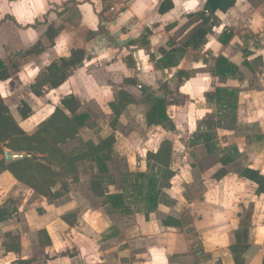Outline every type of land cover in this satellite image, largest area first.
I'll list each match as a JSON object with an SVG mask.
<instances>
[{"label": "crops", "instance_id": "crops-1", "mask_svg": "<svg viewBox=\"0 0 264 264\" xmlns=\"http://www.w3.org/2000/svg\"><path fill=\"white\" fill-rule=\"evenodd\" d=\"M58 1L0 0V61L8 66L9 73L8 78L0 83L9 81L16 72L10 68L11 62L15 63V69H18L21 61H49L48 59L52 58L40 72H36L37 78L51 63L68 58L74 50H82L83 63L72 70L67 81L53 90L44 88L41 97L49 93L51 97L57 96L58 100L61 96L58 100L59 105L53 108L47 118L60 106L62 99L74 97L79 101L80 111L87 112L92 122L91 127L79 130L76 137L78 138L82 130L95 127L94 115L87 110L94 114L99 108L103 110V116L107 122L98 129V135L86 142L91 141L97 145L105 139H113L112 150L102 153L107 168L105 175L111 176L114 180V184L107 186V195L120 194L129 190L124 181L127 178L131 181V175L153 172L154 170H149L147 154L155 153L163 142H169L171 160L168 169L173 173V177L170 180V187L164 191L175 201V205L167 207L159 204L153 212L146 213L143 207L137 211L126 201L131 214H123L112 208L106 201L94 196L90 190L89 181V193L93 199L100 202V206L95 211L85 210V207H80L82 201H71L74 195L71 191L79 183L78 181L77 184L70 185L69 192L57 199L53 206L43 209L38 214L39 218H43L42 221L46 218L50 221L47 224L43 222V228L36 232L37 238L38 233L44 231L47 236L45 239L49 240L48 246L52 248L57 238L65 239L71 246L76 243L78 254L75 257L80 258L79 264H85L88 257L84 258L82 253L84 248L81 245L97 246L91 235L78 231L84 224V227H88L90 231L88 233L92 231L102 244L110 241H124L126 245H122L119 256H127L129 252L134 251L131 248L136 247L135 244L142 245L140 248L144 247V249L138 254L143 255L145 262L136 257L139 261L134 264H169L167 258H165L167 261L163 259V255L167 254V247L164 245L161 247V236H171L180 228L167 226L163 221L167 217L175 220L183 218L174 213L180 198L184 200L182 196L176 195V197L173 193V190L177 192L174 186L175 179H180L181 184L187 190H191L197 179L203 180L202 184L206 187L204 176L207 174V179H213L222 193L225 191L224 183L237 181L240 186L250 185L251 196L255 195L254 185L240 178L235 172L236 168L234 172L230 170V166L236 165V151L245 155L244 159L246 158L242 161L241 168H253L264 175L263 168L247 163V159L258 156L254 143L262 141L263 137L260 135L264 134L262 130L260 133L258 131L257 135L248 130L250 126L264 125V117L261 118L262 120L259 118V123L256 124L251 121L252 112L260 107L259 105L257 107L254 97L264 92V0L256 6L247 0H235L234 6L227 12L216 10L212 15L204 12L207 0H133L137 5L133 9L128 8L131 0H125L120 14L113 17L114 19H109L111 15L109 8L115 7L117 1L108 0L105 12L102 9L98 13V19L102 14L100 19L105 18L113 22L107 25L99 20L105 28L104 38L109 45L100 55L92 38L82 45L79 44L80 47L83 46V49L77 47L80 49L76 48L70 52L67 51L70 48L68 44H60V25L51 24L48 18L54 16L55 19H61L68 10L78 12V7H91V5L84 2L77 3L75 6L71 1H66L61 5L65 9L62 12ZM164 1H170L172 6L164 13H159L160 4ZM117 6L120 5L117 4ZM245 11L249 12L248 25L242 29L241 17ZM203 12L204 15L200 16ZM251 13L256 19L260 17L262 25H254L255 18ZM130 17L138 20L142 30L152 32L147 37V42H143L144 46L134 44L138 37L112 31ZM199 29L205 34L199 33L192 36ZM238 29L255 30L260 39L258 37L252 39L249 35H242V33L234 34ZM88 34L94 35L95 32L90 30ZM227 35H230L229 39ZM16 41L20 42L21 47H15ZM246 46L249 48L247 49ZM120 48H123L122 52ZM29 51L30 53L27 54ZM220 58L235 67L233 75L223 77L218 74L217 63ZM99 62L104 65L102 66ZM259 80L260 85L257 84ZM219 90L221 92H217ZM227 92H234V95H228ZM30 93L32 94L31 89ZM157 100L163 106L165 120L157 121L158 117L153 111L154 102L156 103ZM27 120L21 119L22 122ZM18 126L20 127L19 124ZM237 129H241L242 133L236 135ZM123 130L126 132L125 136L119 133ZM227 144H234V147L230 149L228 147L226 150ZM179 150L180 159L174 163L175 155ZM259 153V156L263 158L264 150ZM204 159L209 160V167L201 165ZM90 164L95 166L94 171L99 175L96 164ZM114 165L120 168L122 174H120L119 182H116L113 176ZM220 170H224L225 174L218 178L216 174ZM2 176L9 179L12 185L26 187V192L33 195V198L46 199L35 195L31 188L15 180L8 171L1 172L0 178ZM207 188L203 194L204 198L208 194ZM227 189L228 193L229 185ZM262 196L264 197L260 195ZM61 199L63 202H59ZM48 202L51 203V201ZM139 204L141 206V203ZM14 207L15 215L0 222V227L7 237L11 235L18 240L19 251L12 250L14 247L4 251L0 249V264H13L17 260H32V264H38L36 259L27 255L23 246L24 239L29 237L23 234L28 230L27 221L26 225L24 224L27 212L17 209L15 202ZM78 209L80 212H77ZM19 212H21L20 219L24 220L19 221L16 218ZM160 214L164 216L160 217ZM239 221L238 218L234 232L238 229ZM149 241H154L153 249L159 248L156 254L160 255L162 260L157 263L153 262L152 258H149V261L148 258L146 259L151 248ZM37 242L39 244L41 240L38 238ZM249 243L250 248L243 256L244 264H250L253 260L262 264L264 254L260 257L250 256L253 249L259 247L253 246L250 241ZM97 253H93V256L95 257ZM228 253V259L222 264H234L229 249Z\"/></svg>", "mask_w": 264, "mask_h": 264}, {"label": "rangeland", "instance_id": "rangeland-1", "mask_svg": "<svg viewBox=\"0 0 264 264\" xmlns=\"http://www.w3.org/2000/svg\"><path fill=\"white\" fill-rule=\"evenodd\" d=\"M66 1H71V3H74L75 6L77 5V3L79 4L87 2L89 5H91V7H78V12L77 10H68L61 17V19H55L54 16H50L48 18V21L51 24L60 25V44H68L70 48L67 51L70 52L73 49L80 47L79 44L82 45L92 38V41H94V43L97 45L98 55L102 54L103 51L107 50L109 45L107 44V41H105L104 38L105 34L103 31L105 28L102 27L103 24H100L99 22V20H102L100 19L102 17V14L98 19V13H100L102 9L105 12V6H107L109 1L59 0V9H62V12L65 9L61 5H63V3ZM136 6L137 5H135V2L131 0V3L128 8L133 9ZM248 14L249 12L245 11L243 16L241 17L243 23L242 29H244L245 25H248ZM251 15L253 18H255L254 25H262L260 17L256 19L254 14L251 13ZM112 18L113 16L111 14L109 16V19ZM109 19L104 18L102 22L108 25V23L113 22V20ZM137 21V19L130 17L126 21H123V24L117 27L116 30L112 31H120L132 37H138L135 40L134 44H138V46H144L142 45L143 42H147L146 39L149 35L152 34V32L150 30H142L143 28H141ZM97 26L100 29H97ZM242 29H238L234 34L242 33V35H249L252 39H254L255 37H258V39H260L259 34L256 33L255 30L245 31ZM90 30H93L95 34H88ZM63 34H68L69 36H62ZM14 45L15 47H21L19 41H16V44ZM82 47L80 48L83 49ZM123 48H120V52H122ZM246 48L248 49L249 47L246 46ZM48 60L49 61H21L19 62L18 69H15L16 64L11 62L10 65H12L10 66V68L12 70H16V72H14L13 76L9 81L0 83L1 100L9 109L16 122L26 132L31 131L42 121H44V119H46L47 116L52 112L53 108L59 105L58 100L61 96L57 100V96L51 97V94L46 93L41 98H35L30 93L29 87L36 78V72H40L46 66V64H48L52 60V58ZM149 62H151V60ZM99 64H101L102 66L104 65L102 64V62H99ZM38 67L40 68L39 70ZM260 83L261 81L259 80V83L257 84L260 85ZM22 102L27 103L32 109V112L26 122L21 121V118L17 111ZM254 102L256 103L257 107L258 105L260 106L256 111L252 112L253 114H251V117L253 118L251 121L256 124L259 123V118L260 120H262L261 118L264 117V92L263 94H258L257 96H255ZM87 111L94 115L95 127L82 130L80 132V137L74 139L71 142H66L61 146L62 151L68 153L69 151L84 150L86 146V140L90 138L92 139L95 135H98V129L102 128V124L107 122L105 116H103L104 112L101 108H99L96 114H94L92 111ZM255 115H257V117ZM248 130H250V132L254 135H257L261 132V130L264 132V125L261 124L260 127L250 126ZM119 133L122 134V136L126 135V132L124 130L120 131ZM237 133L241 134L242 130L237 129L235 134L238 135ZM260 136L263 137L262 141L254 143L255 151L256 153L258 152V156H254L247 159V163L249 165H254L255 167H261L264 169V156L263 158L259 156V152H262L264 150V134H261ZM228 147L229 149L233 148L234 144H227L226 150H228ZM3 148L6 147H1L2 152ZM236 155V165H233L237 166L238 168H241L242 161L246 159H244L245 155L237 151ZM175 156L176 157L174 159V163H177L180 159V150ZM48 163L55 170L59 169L58 166H56L55 162H52L50 160L45 161V164ZM208 164L209 160L204 159L201 165L209 167ZM116 165H114L113 167V176L115 177V181L119 182L122 174L120 168ZM233 165L230 166L231 171H233L234 168H237L235 166L233 167ZM94 167L95 166H92L88 162L80 164L79 183L71 191L74 194L73 200L71 201H82V205L80 206L81 208L85 207V210L95 211L99 208L100 202H97L96 199H93L89 193V181L93 180L96 176H98V174H96V172L94 171ZM206 176L207 174H205L204 176V182L205 184H207L206 187L202 184L203 180L197 179V181L193 185V189L191 190H187L181 184L180 179H175L174 186L177 189V192L173 190V193L175 196H182L185 201L180 198V201L177 207L175 208L174 213L179 217H183L182 219L187 220L189 225L187 224L185 227L180 228L179 231H174V234H172L171 236H161V247L163 245L167 247H165L167 254L163 255V259L166 260L165 258H167L169 260V264H222V262L226 261V259H228L229 257L228 249L233 242L234 229L236 227L237 220L238 218H245L248 208L251 209L253 214L251 220L252 230L250 242L253 243V246L259 247L254 248L253 251L251 250L252 252L250 256H263L264 197H257L255 195L251 196L250 185L243 184L242 186H240L237 181H233L229 184L224 183L223 186L225 188V191L224 193H222L219 189L220 187L213 182V179H207ZM8 180L7 178L5 179V177L3 176L0 178V205L8 199H12L14 200L17 209L19 208L21 212H27L25 220L20 219L21 212H19L16 216L19 221L24 220L25 225L26 221L28 224V230L26 232H23V234L25 233L27 234V236H29L28 238H25L23 242V246L27 255L31 256L32 259H36L38 261V264H79V262L81 261L80 258L77 259V257H75V255L78 254L76 243L71 246V244L66 242L65 239L57 238L55 240V246L52 248L48 246L45 236L41 233H38V238L39 240H41V242L39 244L37 242L38 238L36 232H38L39 229L43 228V222L47 224L50 221L49 218H46L44 221H42L43 218H39L38 214L42 212L43 209L53 206L55 201H51L48 198H46L45 200L33 198V195H29L28 192H26V187L16 184L12 185V182ZM57 182L59 181H53L50 185L55 184L57 186L59 185L57 184ZM228 185L230 186V189L227 193ZM206 188L208 189V194L205 196V198H207L205 200L203 194ZM23 193L25 194L22 195ZM199 199L200 201H198ZM48 201H51V203H49ZM60 201L63 202V199L59 200V202ZM244 201L245 204H243ZM191 204H193V206H191ZM77 212H80V209H78ZM163 216V214H160V217ZM81 222L83 223V221ZM84 226L85 225L82 224V226L79 227L78 231L81 233H85L86 235H91L90 237L92 238V240L96 241L95 246H97L92 247L91 245L88 246V244L81 245L84 248L82 252L84 254V258L88 257L86 259L85 264H134L135 262L139 261L137 259H143V255L138 254L144 249V247L140 248L142 245L135 244L134 241H131V243H134L136 245V247L131 246V249L134 251L129 252L127 256H119V252L122 251V245H126L124 241H110L109 243L102 244V242L98 240V236L93 234L92 231L89 234L88 232L90 231L88 227ZM166 241L167 243H165ZM10 243L11 240L6 236V233L4 231L2 232V229L0 227V249L3 251L6 250V245ZM149 243H151V248L149 250L150 253L148 254V256H146V259L148 258L149 261V258H152V261H155L156 263L161 261L162 259L159 257L160 255L156 254V251L159 250V248L153 249L154 241H149L148 244ZM157 246H159V244H157ZM50 248H52V250H50ZM93 253H97L95 257L93 256ZM71 255L74 256L72 257ZM144 260L145 259H143V262H145ZM250 264L259 263L257 262V260H253Z\"/></svg>", "mask_w": 264, "mask_h": 264}, {"label": "trees", "instance_id": "trees-1", "mask_svg": "<svg viewBox=\"0 0 264 264\" xmlns=\"http://www.w3.org/2000/svg\"><path fill=\"white\" fill-rule=\"evenodd\" d=\"M247 1L253 6L261 2V0ZM234 4L235 0H207L204 12L212 15L216 10H220L225 13ZM171 6L170 1L162 2L159 13H164ZM204 12L200 16H203ZM199 33L205 34L204 31L199 29L192 36ZM227 36L229 39L230 35ZM29 53L30 51L27 54ZM83 60V51L74 50L68 58L51 63L31 85L32 94L41 97L44 88L53 90L63 85L70 77L72 70L81 66ZM234 69L235 67L226 60L219 59L217 63L219 75L223 77L233 75ZM8 76V66L0 61V81L7 79ZM228 95H234V92H230ZM17 111L22 120L28 119L31 114L29 105L24 102L20 104ZM153 111L158 117L157 121L166 119L163 116L164 110L159 100L156 103L154 102ZM91 126L92 122L89 114L84 111L81 112L79 101L69 96L61 100L60 106L46 120L31 131L25 132L18 126L0 98V173L8 171L15 180L31 188L35 195L56 201L69 192L70 185L73 186L78 183L80 164L90 162L96 164L99 173L97 177L90 181L91 192L100 200L106 201L115 210H119L123 214H131V209L126 201L132 204L137 211L143 207L146 213L153 212L159 204L167 207L175 205V201L164 191L170 187V180L173 177V173L168 169L171 160L169 142H163L155 153L147 154L146 161L149 170H154L151 172L152 174L131 175V181L128 178L124 181L129 190L120 194L107 195V186L114 184V180L111 176L105 175L107 168L102 153L112 150L113 139H105L97 145L91 141L86 142L85 149L81 152L69 151L66 153L61 149L63 144L77 137L80 129ZM1 147H6L17 154H24L25 157L5 164ZM49 160L55 162L59 169L55 170L49 163L45 164V161ZM235 170L240 178L254 185L255 195H264V175L259 170L248 167H237ZM224 174L225 171L220 170L216 176L219 178ZM56 180L59 181L57 182L59 185H50L51 182ZM138 202L141 203V206ZM15 213L14 202L12 200L6 201L0 205V222L12 218ZM252 215L251 209L248 208L245 218L240 219L238 229L234 232L233 243L229 248L234 264H244L245 262L243 256L250 248ZM163 223L167 226L181 228L187 225L188 221L182 218L175 220L167 217ZM39 233L47 238L44 231ZM8 238L11 243L6 245V249L14 247L12 250L19 251L18 240L11 235ZM47 243L49 245V240H47ZM32 262V260H17L13 264H32ZM262 264H264V258Z\"/></svg>", "mask_w": 264, "mask_h": 264}, {"label": "water", "instance_id": "water-1", "mask_svg": "<svg viewBox=\"0 0 264 264\" xmlns=\"http://www.w3.org/2000/svg\"><path fill=\"white\" fill-rule=\"evenodd\" d=\"M3 160L5 164H9L15 161H18L25 157L24 154H17L15 152H12L8 148H3Z\"/></svg>", "mask_w": 264, "mask_h": 264}, {"label": "built area", "instance_id": "built-area-1", "mask_svg": "<svg viewBox=\"0 0 264 264\" xmlns=\"http://www.w3.org/2000/svg\"><path fill=\"white\" fill-rule=\"evenodd\" d=\"M116 1H117L116 6L109 8V12L112 14L113 17L120 14V10L123 8V2L125 0H116ZM117 4H119L120 6L118 7Z\"/></svg>", "mask_w": 264, "mask_h": 264}]
</instances>
